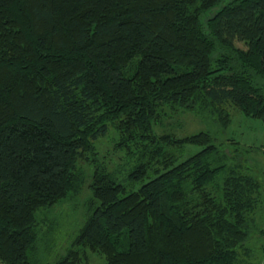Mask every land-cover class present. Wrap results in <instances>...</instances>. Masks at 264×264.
Here are the masks:
<instances>
[{"label": "trees", "instance_id": "1", "mask_svg": "<svg viewBox=\"0 0 264 264\" xmlns=\"http://www.w3.org/2000/svg\"><path fill=\"white\" fill-rule=\"evenodd\" d=\"M231 109L264 123V0H0V264H49L45 214L86 174L52 264H259L251 147L156 132L192 111L224 133Z\"/></svg>", "mask_w": 264, "mask_h": 264}, {"label": "rangeland", "instance_id": "2", "mask_svg": "<svg viewBox=\"0 0 264 264\" xmlns=\"http://www.w3.org/2000/svg\"><path fill=\"white\" fill-rule=\"evenodd\" d=\"M238 46L242 47L241 43ZM231 125L226 132H219L216 129L214 121L210 116L197 114L192 111L180 112L178 115L167 117L162 124L158 125V133H172L177 137H182L197 133L199 131L209 132L215 137V143L222 142L226 137H232L245 147H251L246 166L250 167L251 172L260 179H264V123L253 118L247 117L237 109H231ZM102 150L106 140L100 141ZM262 146V147H261ZM193 152L199 150V147L191 148ZM90 182L89 174H86L81 191L60 202L59 205L48 210L45 214L46 224H50L48 231L38 247V256L41 262L52 264L57 258L63 256L69 248L70 243L79 232L82 226L87 199L91 196V190L88 187ZM260 229L261 234L256 233L253 239L249 241L251 246L258 248L264 247V214H261ZM258 220V219H257ZM45 229V227H44ZM103 257L96 254H89L88 264H104ZM259 264H264L262 260Z\"/></svg>", "mask_w": 264, "mask_h": 264}]
</instances>
